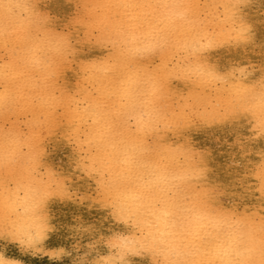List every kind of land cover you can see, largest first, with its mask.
<instances>
[{"label": "snow or ice", "instance_id": "1", "mask_svg": "<svg viewBox=\"0 0 264 264\" xmlns=\"http://www.w3.org/2000/svg\"><path fill=\"white\" fill-rule=\"evenodd\" d=\"M243 8L239 0H78L74 12L53 15L33 0H0V264L40 254L50 205L70 198L67 177L45 159L53 135L70 142L91 182L77 199L107 210L120 230L104 234L101 221L77 217L71 247L52 245L48 264H135L130 255L150 257L140 264H264V144L257 156L251 138L234 141L240 184L248 161L261 162L251 173L257 206L239 213L221 202L223 185L208 186V150L191 139L252 116L264 141V27L257 36ZM225 29L227 47L248 57L230 70L212 59ZM177 155L186 166L173 163Z\"/></svg>", "mask_w": 264, "mask_h": 264}, {"label": "bare ground", "instance_id": "2", "mask_svg": "<svg viewBox=\"0 0 264 264\" xmlns=\"http://www.w3.org/2000/svg\"><path fill=\"white\" fill-rule=\"evenodd\" d=\"M44 5H49L51 7V12L55 14H64L65 12H74L75 5L78 0H33V2H39ZM3 3H26L28 0H2ZM49 2V3H48ZM195 3H212V2H223V0H191ZM241 4L244 5L243 14L249 18L252 23L256 35L259 36L262 27L261 21L264 20V0H239ZM3 10L0 9V15H2ZM219 31V30H218ZM217 39L221 43V48L213 50V61L219 57L221 65L225 66V70H230L232 61H242L248 57L242 54L243 50L238 52L235 48L229 49L227 47V41L229 40V35L227 29H225ZM258 52V50H257ZM99 54V53H97ZM256 55V53L249 52L248 56ZM256 63L255 60L251 61ZM3 63V57L0 55V65ZM244 67L243 64L240 65ZM250 71V70H249ZM27 77H35L39 75L38 72L31 71L28 72ZM69 82L71 85H75L76 80L73 78L72 74H68ZM245 79H248V73H245ZM3 80L2 69H0V81ZM61 80V84H63ZM21 86H26L28 80H21ZM249 83H254V81H249ZM2 91V89H0ZM182 101L179 97L176 98V103L179 104ZM171 103V101H169ZM255 119L258 117L249 116L242 120L239 124L233 125L232 121H226L218 123L215 126L208 125L203 127L199 131L192 133V147L196 151L201 149H207L209 153V162L207 167L210 170L208 177L209 185H223L226 189L225 194L221 197V202L226 208H232L234 211L243 213L245 208H250L253 211L257 206V198L259 196L258 184L256 182L255 176L252 175V169L258 168L261 163L258 159H251L248 161L249 166V177L246 184H240V177L244 176L245 173L237 168L238 160L236 159V151L233 150V144L237 136H243L245 139L251 138L253 144L255 145V154L258 156L259 150L264 144V141L260 138L259 131L255 130ZM6 129L3 124V120L0 119V152L3 151L6 141L4 138V133ZM172 139L180 140V137L176 134H172ZM172 140H169L171 143ZM183 142L182 140L180 141ZM44 151L46 153L45 159L47 163L53 168V170L62 173L67 177V186L69 199H60L62 205L67 204L69 208V215L67 220V227L64 226L65 219L63 215H60L55 209L54 202L50 205L51 208V230L46 234L45 240L41 244L40 251L47 252L48 242L51 244H56V246L63 247L64 242L71 247L73 242V233L71 228L75 221V218L82 217L84 219L95 221H101L104 226V234H107L109 230L119 231L120 226L114 220H108V211L102 207L96 206L92 207L89 204L83 203L77 199L83 192L89 189V184L91 183L86 175L77 170L75 164L74 148L70 142L62 137L57 139L56 136H51L44 141ZM176 166L184 165L186 166V161L182 156L177 155L173 161ZM255 185L256 187H250ZM248 192L247 199L244 200L240 198V193ZM59 200V201H60ZM64 206H62L63 208ZM3 211V203L0 200V213ZM62 213V212H61ZM66 213V212H65ZM102 218H104L102 220ZM28 220L24 218L23 225L27 226ZM65 229V239L64 241H58L54 237V234L60 230ZM51 234L53 236L51 237ZM83 243L87 245L88 241L84 240ZM47 249V250H46ZM103 254V253H102ZM130 260L135 262V264H140V262H147L150 260L149 256L145 255H130Z\"/></svg>", "mask_w": 264, "mask_h": 264}, {"label": "rangeland", "instance_id": "3", "mask_svg": "<svg viewBox=\"0 0 264 264\" xmlns=\"http://www.w3.org/2000/svg\"><path fill=\"white\" fill-rule=\"evenodd\" d=\"M42 3L44 4V1ZM48 6H49V8L51 10L50 4ZM54 206H55L56 211L58 213H60V215H63V218L65 219V223H64V226H62V227H65L66 228L67 227L66 225L68 224V221H69V219L67 220L68 215H69L68 205L67 204L62 205V201L61 200L60 201L59 200H56V201H54ZM62 206H64V207L62 208ZM63 233L65 234V229L60 230L57 233H55L54 234V237L57 238V240L59 242L60 241H64V239H65L66 236L63 235ZM52 236H53V234H51V237ZM51 243L52 242H48L47 249L50 248L52 245H55L56 246V244H51ZM64 244H65V242H64ZM17 251H19L18 248H17ZM45 253L46 252H44V251H40V254H38V255H33V254H30V253L23 254L24 257H25V264H48L49 257H47L45 255ZM63 259H65L68 262V264H71V258L64 257Z\"/></svg>", "mask_w": 264, "mask_h": 264}, {"label": "clouds", "instance_id": "4", "mask_svg": "<svg viewBox=\"0 0 264 264\" xmlns=\"http://www.w3.org/2000/svg\"><path fill=\"white\" fill-rule=\"evenodd\" d=\"M0 83H3V81H0ZM2 112H3V105L0 104V115H2Z\"/></svg>", "mask_w": 264, "mask_h": 264}]
</instances>
